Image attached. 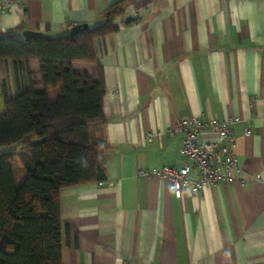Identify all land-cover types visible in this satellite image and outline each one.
<instances>
[{"label":"crops","instance_id":"0c3cea01","mask_svg":"<svg viewBox=\"0 0 264 264\" xmlns=\"http://www.w3.org/2000/svg\"><path fill=\"white\" fill-rule=\"evenodd\" d=\"M11 1L0 32L24 40L25 29L55 36L95 24L118 0ZM129 17L94 40L96 62H72L88 74L102 68L103 121L89 125V136L105 177L59 191L62 264H264V0H124L118 20ZM29 79L42 87L38 61L16 71L0 59V112ZM60 91L48 88V99ZM182 117L232 120L245 184L178 198L166 180L139 174L184 164L181 134L165 133ZM202 137L214 134L204 128ZM12 148L20 145L2 151ZM10 165L19 185L17 154Z\"/></svg>","mask_w":264,"mask_h":264},{"label":"trees","instance_id":"16d2710c","mask_svg":"<svg viewBox=\"0 0 264 264\" xmlns=\"http://www.w3.org/2000/svg\"><path fill=\"white\" fill-rule=\"evenodd\" d=\"M123 11L124 0L113 2L99 22L74 36L67 29L23 40L13 29L0 32V59L12 60L16 71L38 61L42 83L19 85L0 112V147L20 145L0 152V264H62L59 191L105 177L89 136V125L103 121L102 68L97 63L88 74L72 62H96L94 40L135 20L119 21ZM57 85L61 91L50 101L47 89ZM15 154L25 169L19 185L10 165Z\"/></svg>","mask_w":264,"mask_h":264},{"label":"built area","instance_id":"2783aa9c","mask_svg":"<svg viewBox=\"0 0 264 264\" xmlns=\"http://www.w3.org/2000/svg\"><path fill=\"white\" fill-rule=\"evenodd\" d=\"M13 5L11 0L0 2V13L10 11ZM204 128L210 129L214 139L202 137ZM174 132H179L182 136L179 152L185 159L184 164L179 167L164 165L161 168H142L139 169V174L166 180L178 198L186 189L197 193L206 186L226 184L234 179L245 184L246 179L242 175V168L234 151L235 138L230 118L203 122L199 118L182 117L165 130L167 134ZM246 133H249V130ZM152 137L153 133L148 132L145 140L151 141ZM225 140L228 143H225ZM192 170L196 172L194 179L190 177ZM256 178L259 180L260 175L257 174Z\"/></svg>","mask_w":264,"mask_h":264},{"label":"water","instance_id":"95a60500","mask_svg":"<svg viewBox=\"0 0 264 264\" xmlns=\"http://www.w3.org/2000/svg\"><path fill=\"white\" fill-rule=\"evenodd\" d=\"M88 27H89V25L87 23L75 24L69 29V34L71 36H74L79 31H81L83 29H87ZM40 34H41V32L28 30V29H25L22 31V35H23L24 40H29V39L37 36V35H40Z\"/></svg>","mask_w":264,"mask_h":264},{"label":"rangeland","instance_id":"374dc122","mask_svg":"<svg viewBox=\"0 0 264 264\" xmlns=\"http://www.w3.org/2000/svg\"><path fill=\"white\" fill-rule=\"evenodd\" d=\"M0 151H2V147H0ZM14 174H15V178L18 179L19 177L18 173L15 171Z\"/></svg>","mask_w":264,"mask_h":264}]
</instances>
